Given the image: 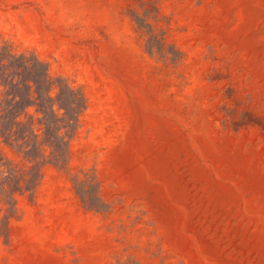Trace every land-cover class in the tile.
<instances>
[{
    "label": "rangeland",
    "instance_id": "rangeland-1",
    "mask_svg": "<svg viewBox=\"0 0 264 264\" xmlns=\"http://www.w3.org/2000/svg\"><path fill=\"white\" fill-rule=\"evenodd\" d=\"M0 80L40 147L0 170L44 155L0 264H264V0H0Z\"/></svg>",
    "mask_w": 264,
    "mask_h": 264
},
{
    "label": "trees",
    "instance_id": "trees-1",
    "mask_svg": "<svg viewBox=\"0 0 264 264\" xmlns=\"http://www.w3.org/2000/svg\"><path fill=\"white\" fill-rule=\"evenodd\" d=\"M4 88L3 99L0 102V136L8 143H21L24 145L27 141L28 143L33 144V148L38 153L40 147H38V137L39 135L35 131L33 125L28 123V121L23 122L20 120V116L24 111L29 107V105H25L22 111L12 110L10 106L5 104V101L11 98V102H17V96L10 92V85L1 81ZM30 96L31 87L28 86ZM71 94H74L71 91ZM56 102L57 110H63L62 116L60 117L57 111L54 109V104L51 105L50 109H46L44 106H41L37 103H33L36 105V113H40L42 117L39 119V125H43L46 130H44V141L42 144L49 146L53 154V142L54 140H62L60 136V131L62 126L60 124L64 121L67 122L64 128H70L72 122H77L80 114L83 111V107L76 102L71 103L70 105L62 104L59 100ZM61 98V97H60ZM48 131V133H47ZM24 155L26 160L29 163H32V168L28 172H24L22 170H0V201L6 205L5 214L0 220V224L3 226V229L9 223V219L13 217L15 213V195H24L26 193L32 194L37 187L40 178V168L42 166V162L40 160L44 159V155L41 153L40 156L35 154L34 156L31 154L30 150H24ZM1 165V164H0ZM12 183V185H10Z\"/></svg>",
    "mask_w": 264,
    "mask_h": 264
}]
</instances>
